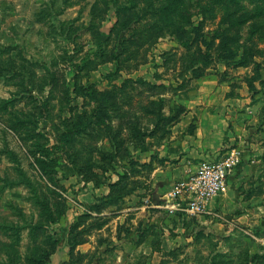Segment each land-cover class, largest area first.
I'll return each instance as SVG.
<instances>
[{"label": "rangeland", "instance_id": "1", "mask_svg": "<svg viewBox=\"0 0 264 264\" xmlns=\"http://www.w3.org/2000/svg\"><path fill=\"white\" fill-rule=\"evenodd\" d=\"M0 264H264V0H0Z\"/></svg>", "mask_w": 264, "mask_h": 264}, {"label": "built area", "instance_id": "2", "mask_svg": "<svg viewBox=\"0 0 264 264\" xmlns=\"http://www.w3.org/2000/svg\"><path fill=\"white\" fill-rule=\"evenodd\" d=\"M238 160V153L232 150L229 157L219 161L201 162L194 173L175 186L166 203L178 197L186 201V211L190 214L203 212L211 200L227 192L228 172Z\"/></svg>", "mask_w": 264, "mask_h": 264}, {"label": "water", "instance_id": "3", "mask_svg": "<svg viewBox=\"0 0 264 264\" xmlns=\"http://www.w3.org/2000/svg\"><path fill=\"white\" fill-rule=\"evenodd\" d=\"M160 199L158 197L157 194H153V198H152V202H153V205H158Z\"/></svg>", "mask_w": 264, "mask_h": 264}, {"label": "crops", "instance_id": "4", "mask_svg": "<svg viewBox=\"0 0 264 264\" xmlns=\"http://www.w3.org/2000/svg\"><path fill=\"white\" fill-rule=\"evenodd\" d=\"M160 199V198H159Z\"/></svg>", "mask_w": 264, "mask_h": 264}]
</instances>
